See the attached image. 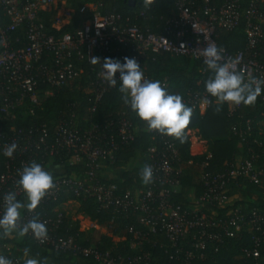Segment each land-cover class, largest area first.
Returning <instances> with one entry per match:
<instances>
[{
  "label": "trees",
  "instance_id": "16d2710c",
  "mask_svg": "<svg viewBox=\"0 0 264 264\" xmlns=\"http://www.w3.org/2000/svg\"><path fill=\"white\" fill-rule=\"evenodd\" d=\"M224 1L226 0H209V4H221ZM237 1L240 2L241 7L252 4L258 12H264V0ZM202 2L203 0L197 1L199 4ZM64 3L73 14L71 20L59 30L51 27L56 8L49 6L38 13L41 22L52 34L72 32L89 19L93 11L88 15L82 13V9L88 4L100 5V11L103 13L118 14L122 18L128 17L142 28H149L155 33H161L167 21L177 15L175 0H155V3L148 8L143 7V0H133V2L129 0H64ZM140 12H144L142 17L138 15ZM3 22H6V19L3 18ZM244 25L245 22L242 19L232 30L218 27L215 38L217 47L225 48L230 52L245 50L247 39ZM262 27L264 29V24ZM24 29L25 27L17 29L13 32L12 38L18 37L20 42H25ZM115 47L122 50L119 45ZM74 64L79 72L66 78L59 85L48 86L39 77L37 102H31L25 97L23 102L14 109L13 117L0 114L1 134L5 137L18 136L22 145L27 139L31 142L25 145L24 150H17L12 160L4 155L0 143V201H4L3 198L7 193L15 192L19 201L26 202L25 194L17 186L19 176L15 181L12 178L1 180L2 175L11 174L23 163L25 166L35 161L46 170L51 165L61 166L62 172H51L53 178L70 175L72 172L80 174L83 178L87 177V171H90L88 167L74 163L68 165L69 159L75 155V152L64 146L55 145L58 127L65 123L75 129L78 134L91 131L94 135V143L103 147L105 151L111 150V143L117 145V149L112 150L111 158L108 155L104 156L102 160L104 162L118 164L133 158L140 160L141 165L121 170L116 177L109 180L102 177L100 168L97 169L95 180L106 186H114V195H122L129 191L138 197L144 188L150 187L155 192L165 189L169 201L187 212L190 207L185 198L186 190L192 188L195 197L200 196L204 191L201 173L226 172L234 163L235 156L240 154L242 159H251L253 164L261 170L260 183L254 185L237 178L230 180V187L235 188V184L245 182L248 187L258 191L259 195L254 205L261 208L259 227L252 228L248 224L250 209L243 211L241 214L244 216L245 224H242L241 229L234 236L222 237L218 243L205 239L204 248L199 250L202 255L188 263L184 262L185 253L197 252L193 246L198 239L196 230L188 231L174 245L166 241L164 235L158 233L150 234L148 241L132 247L134 238L129 230H148V227L141 223L139 215L132 210L124 212L112 206L102 208L93 197L88 195L76 197L70 191H58L55 198L43 199L34 212L30 213L27 209H21V218L28 213L31 214V219L36 216L42 220H58L56 227L49 231L56 240L71 237L79 247L95 246L99 251L108 252L115 258L138 257L144 261L147 256L148 264H264V91L257 98L254 106L241 104L235 108L225 103L220 112L215 111V101L202 112L193 108L190 103L184 102L193 108V114L187 129V139L181 143L156 131H147L145 122L141 121L129 106L124 105L121 99L122 94L119 92L121 84L119 79L115 87L107 85L101 98L95 101L99 88V78L96 74L101 66L78 58L74 59ZM141 69L145 78L159 80L170 94H179L182 99L192 98L196 93L207 94L205 85L209 77L213 75L201 60L172 57L165 52H147L141 59ZM3 79L0 77V105L5 97L12 99L17 96L15 92L6 91ZM207 95L212 101L215 100L209 94ZM123 121L133 130V139L125 143L122 142L119 133V126ZM43 128L46 132L45 142L36 149L34 145L41 138ZM13 130H20L22 134L18 135ZM191 134L205 142L204 152L196 154L191 152ZM150 147L155 148L156 158L164 155L169 158L174 169L171 175L177 183L171 185L160 183L155 176L152 184L145 186L142 183L140 173L151 160L148 153ZM16 190L19 192L17 193ZM68 201H76L78 204L76 213L105 228L107 234H100L96 239H93L92 235L89 239L84 238L79 219L59 209ZM202 211L209 216L215 213L216 217H220L223 213V209L215 207L203 208ZM252 236L259 239L257 244L252 242ZM254 247L258 251L257 257L247 256L242 252L245 248L253 249ZM26 248L30 250L27 259L35 258L39 264H64L71 257L79 258L83 264H100L93 257H83L71 250L55 249L49 244H39L29 234L22 238L17 236L0 238V251L9 258L18 259L17 254L24 253ZM26 260L23 262L25 263Z\"/></svg>",
  "mask_w": 264,
  "mask_h": 264
},
{
  "label": "built area",
  "instance_id": "2783aa9c",
  "mask_svg": "<svg viewBox=\"0 0 264 264\" xmlns=\"http://www.w3.org/2000/svg\"><path fill=\"white\" fill-rule=\"evenodd\" d=\"M175 0L177 15L167 21L161 33H155L149 28H142L138 23L131 21L128 17L122 18L118 14L103 13L100 5L94 6L91 17L85 20L72 32H62L57 35L50 33L41 22L38 13L48 8L54 0H0V77L4 78L6 91L15 92L17 96L8 99L5 97L0 105V114L5 117H13L14 109L19 106L25 97L31 102L38 101L39 77L48 86L59 85L66 78L79 72L75 67L74 59H85L88 62L92 57H99L101 65L104 58H113L124 61V57H135L141 66V59L147 52H165L172 57H188L203 61L200 49L207 46V40L216 44V29L218 27L232 30L244 19V33L246 35V49L238 52L225 51V61H236V69L244 73L245 78L249 76L264 79V12L256 10L250 4L241 7L237 0H226L221 4H209V0ZM144 12L138 13L140 17ZM3 18L6 22H3ZM57 19L53 20L52 28L59 30L56 25ZM24 29L25 42H20L18 37L13 36L17 29ZM119 45L122 50L115 47ZM217 46V45H216ZM102 68L97 72L99 88L95 95L98 101L104 93L108 82L100 75ZM119 79V73L116 75ZM1 83V82H0ZM264 88V86H262ZM264 91V90H262ZM207 94L196 93L192 98L183 99L198 111H204L211 104H205ZM235 108L237 106H234ZM12 129V128H11ZM14 131V130H13ZM22 134V131H14ZM41 138L35 142L34 147L40 148L44 144L46 132L43 128ZM119 133L122 142L133 139V130L126 122H121ZM55 145L66 147L75 152V157L90 171L87 177L76 178L71 175H61L53 178L55 187L44 199L55 198L58 191H70L74 196L88 195L93 197L102 208L114 207L121 211H134L139 215L141 223L146 225L147 231L130 229L133 234L132 247L140 245L149 240L150 234H162L166 241L174 245L182 239L190 230H196L198 239L193 244L195 251L185 253L184 262L199 257V250L205 246V239L215 243L221 241L222 237H232L238 232L244 223V216L238 211L220 217L215 213L209 216L202 211L203 208L215 207L222 209V205L228 200L230 180L243 179L248 183L259 185L261 170L256 167L251 159H242L238 164L233 163L226 172L209 174L201 173V181L204 185L203 193L195 197L194 206L197 210L190 208L189 212L181 209L169 201L167 191L160 189L155 192L152 188H144L138 197L128 192L122 195H114V186H106L95 180V172L101 166L105 155L111 158L112 150L117 145L110 144L111 150L105 151L94 143V135L91 131L84 134L69 127L66 123L58 127ZM241 136V133H239ZM3 141V142H2ZM0 143L4 153L6 146L17 144V150H24L25 145L31 143L29 139L22 145L18 136L5 137L0 133ZM33 143V142H32ZM53 149V148H52ZM52 149L50 150L52 152ZM15 151V152H16ZM14 152V154H15ZM151 156L147 166H151L154 176L160 183L168 185L177 183L172 177L173 167L167 156L156 158L154 147L148 148ZM9 158L10 160L14 159ZM8 164V163H7ZM24 165V163H23ZM16 168L11 174L2 175L1 180L18 178V173L24 166ZM145 165V166H146ZM91 181V182H89ZM240 182L235 184L240 186ZM18 193L19 190H16ZM42 202V201H41ZM3 203L0 201V216L3 215ZM190 207V206H189ZM248 216V224L252 228H258L261 220V208L252 206ZM31 220V214L22 217L21 222ZM47 228V239L41 243L31 233L33 239L39 244H49L55 249L71 250L83 257H93L100 264H148L147 256L144 261L138 257H111L108 252H101L95 246L79 247L71 237L55 239L49 231L56 227L58 220L39 219ZM213 229V231H210ZM252 242L257 244L259 239L252 236ZM244 255L257 257L258 251L245 248ZM12 264H25L19 259L9 258L0 253Z\"/></svg>",
  "mask_w": 264,
  "mask_h": 264
},
{
  "label": "clouds",
  "instance_id": "9594fccd",
  "mask_svg": "<svg viewBox=\"0 0 264 264\" xmlns=\"http://www.w3.org/2000/svg\"><path fill=\"white\" fill-rule=\"evenodd\" d=\"M155 0H143V7L148 8ZM224 49L217 47L214 42L207 40V46L200 49V55L212 76L206 82L207 94L215 98V111L220 112L223 104L229 106H254L261 95L264 79L249 76L235 67L236 61H225ZM93 65L99 64L102 68L100 75L108 82L109 87L117 84L116 75L119 73L121 82L119 92L124 105L129 106L138 118L145 122L147 131H156L184 143L187 139V129L191 122L193 108L187 106L179 94H170L159 80L145 78L144 72L135 57H124L123 63L118 59L104 58L100 64L99 57H92ZM205 104L212 101L205 98ZM17 144L6 146L4 155L13 157ZM59 165H57V168ZM17 186L26 196V202L17 199L15 192L7 193L3 200V215L0 216V238H7L13 233L24 237L31 233L33 237L43 243L47 239V228L44 222L34 216L26 223L21 222V209L34 212L40 202L55 187L53 175L44 166L33 161L25 165L18 173ZM141 181L147 186L154 182V173L151 166L141 169ZM29 249H24L27 256ZM0 264H12L10 259L0 255ZM25 264H39L35 258L27 259Z\"/></svg>",
  "mask_w": 264,
  "mask_h": 264
},
{
  "label": "crops",
  "instance_id": "0c3cea01",
  "mask_svg": "<svg viewBox=\"0 0 264 264\" xmlns=\"http://www.w3.org/2000/svg\"><path fill=\"white\" fill-rule=\"evenodd\" d=\"M193 137L200 140L194 134H193ZM200 141H202V140H200ZM191 142H192V140H191ZM191 149H192V144H191L190 150ZM203 150H204V148H203ZM203 150L199 151V152L200 153L204 152L206 150V146H205V150L204 151ZM191 152H192V150H191ZM241 160H242L241 155L237 154L235 156L234 163L238 164ZM73 163L74 164H81V162L79 160H77L75 156H73L71 159H69L68 165H73ZM126 163L127 164H125V162H120L118 164H111V163L101 161L100 169L102 172V174H101L102 177L109 180L111 178L116 177L117 173L120 172L121 170H125V169H128V168L133 167V166L141 165L140 160H138L137 158H133L130 161H127ZM48 170L50 172L56 173V172H62L63 168L61 166H59L57 168V166L51 165V166H49ZM70 175L73 177H76V178H82V176L76 172H72ZM228 194H229L228 200L222 205V209H223L222 214L224 216H227L234 211H238V213H243V211H247V210L251 209V207L254 206V203H256V199L259 195V193L256 189L248 187V184H246L245 182L242 183L237 188H236V186H235V188H230ZM185 198H186V201L189 203L190 208H192L193 210H197V207H195L194 203H193L194 199H195V195H194V190L192 188H189L188 190H186ZM69 205H71V206L73 205L74 211H71L68 209ZM77 205L78 204L76 201H68L66 203H63L59 207V209L61 211H65L66 214H71L74 216V218L79 219L80 230L82 232H84V235H83L84 238L89 239V238H91V235H92L93 239H96L97 236L100 234H107V230L105 228L99 227L94 222L90 221L89 218L83 217L81 214L76 213ZM84 222H86V223L84 224ZM12 236H17L18 238H22L18 235V233H13ZM0 253H1V251H0ZM17 258L21 261H24L28 258V256H26L24 253H19V254H17ZM64 264H83V263L80 261L79 258L71 257L69 259V261L65 262Z\"/></svg>",
  "mask_w": 264,
  "mask_h": 264
},
{
  "label": "rangeland",
  "instance_id": "374dc122",
  "mask_svg": "<svg viewBox=\"0 0 264 264\" xmlns=\"http://www.w3.org/2000/svg\"><path fill=\"white\" fill-rule=\"evenodd\" d=\"M50 6L56 8V13L53 16V20L57 19V24L56 25L59 28L64 27L71 20V18H72V14H73L72 10L69 9L65 5L64 0H54V2L52 3V5H50ZM94 10H95V7L94 6L87 5V6H85L82 9V13L84 15H88V14H90ZM46 93H48V92H46ZM263 126H264V123H263ZM190 133H192V132H190ZM191 140H192V142H191V144H192V149H191L192 150V153H195V154L196 153H200L199 151H202L203 148L205 150V146L206 145H205L204 141H200V140L194 138L193 137V134H191ZM125 164H127V163L125 162ZM68 209L71 210V211H74L73 210V205L72 206L69 205ZM85 223L86 222H84V224Z\"/></svg>",
  "mask_w": 264,
  "mask_h": 264
},
{
  "label": "water",
  "instance_id": "95a60500",
  "mask_svg": "<svg viewBox=\"0 0 264 264\" xmlns=\"http://www.w3.org/2000/svg\"><path fill=\"white\" fill-rule=\"evenodd\" d=\"M129 1H132L133 2V0H129Z\"/></svg>",
  "mask_w": 264,
  "mask_h": 264
}]
</instances>
